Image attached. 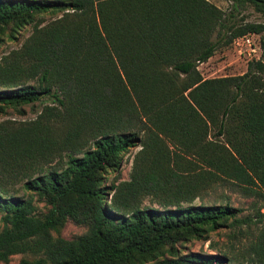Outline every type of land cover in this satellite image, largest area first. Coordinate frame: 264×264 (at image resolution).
Segmentation results:
<instances>
[{
    "label": "trees",
    "instance_id": "16d2710c",
    "mask_svg": "<svg viewBox=\"0 0 264 264\" xmlns=\"http://www.w3.org/2000/svg\"><path fill=\"white\" fill-rule=\"evenodd\" d=\"M233 6L264 15V0ZM229 21L208 0H0V44L29 29L0 58V109L48 102L33 119L0 122L1 261L235 264L180 246L254 223L241 256L264 264V58L238 75L198 69L233 38L264 31ZM219 184L251 196L252 214L227 196L192 201ZM68 219L85 229L61 236Z\"/></svg>",
    "mask_w": 264,
    "mask_h": 264
},
{
    "label": "rangeland",
    "instance_id": "374dc122",
    "mask_svg": "<svg viewBox=\"0 0 264 264\" xmlns=\"http://www.w3.org/2000/svg\"><path fill=\"white\" fill-rule=\"evenodd\" d=\"M216 6L220 7L228 16L229 22L232 24H245L247 22L254 23H264V15L256 12L252 7H239L235 8L233 6V0H208ZM50 19V16L47 17ZM29 29L20 32L16 35L13 40H8L5 38L4 42L0 44V58L9 54L12 50L18 49L28 35ZM254 33V32H247ZM245 33V34H247ZM244 35V34H243ZM241 35V36H243ZM241 36L233 38V42L228 45H221L215 54L208 60L198 64V69L201 75L205 78L219 77L220 75L242 74L246 70L247 61L252 59L264 58V48L262 44V39L264 38V31L260 34L254 33L250 38V42L246 40L239 39ZM252 48L254 50H252ZM21 82H27L29 84L33 83L32 80L24 78L22 75ZM44 104H48L47 101L41 100L35 102L33 105L23 104L21 107L24 109V113H20L16 108L6 107L3 110L0 109V122L5 125L14 126L18 124L22 119H33L42 109ZM138 146L129 147L123 152L122 159L119 162L120 172L118 173L117 180L120 178H127L130 172L131 160L137 151ZM115 172L109 171L106 175V182L109 183L114 176ZM18 184V183H16ZM22 190H20L21 192ZM227 196L229 201L238 206L243 207L242 213L252 214L253 209L251 207V196H246L235 186L229 184H219L215 185L210 189L205 195L200 197H194L192 201L199 203H211L218 202L222 200V197ZM33 201L38 206V211H45L47 206L42 200L33 197ZM144 204L157 205L161 204L157 201L149 200L147 197L142 199ZM264 210V206L262 207ZM1 225V222H0ZM85 224H78L71 219H68L66 223L59 227V234L65 238H71L85 229ZM255 230V224L252 223L250 228L247 230H242L237 234H232L231 228L222 227L217 231H211L207 239L192 237L187 239L181 244V250L185 251H199V252H209L214 253L218 251H224L229 255H235L238 260L235 264H249L246 258H243L242 252L245 248L247 242L251 238V235L244 233L243 231H253ZM55 233V231H53ZM22 255L31 256L30 253L25 252H15L12 254L7 261H1L0 264H17L18 260Z\"/></svg>",
    "mask_w": 264,
    "mask_h": 264
},
{
    "label": "built area",
    "instance_id": "2783aa9c",
    "mask_svg": "<svg viewBox=\"0 0 264 264\" xmlns=\"http://www.w3.org/2000/svg\"><path fill=\"white\" fill-rule=\"evenodd\" d=\"M254 35V33H247V34H244L243 36H241L239 39L241 40H246L248 42H250V38ZM252 50H254L252 48Z\"/></svg>",
    "mask_w": 264,
    "mask_h": 264
}]
</instances>
